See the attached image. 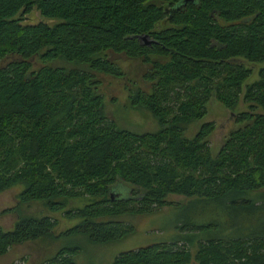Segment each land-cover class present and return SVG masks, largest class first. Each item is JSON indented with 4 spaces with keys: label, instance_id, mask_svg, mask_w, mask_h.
<instances>
[{
    "label": "trees",
    "instance_id": "1",
    "mask_svg": "<svg viewBox=\"0 0 264 264\" xmlns=\"http://www.w3.org/2000/svg\"><path fill=\"white\" fill-rule=\"evenodd\" d=\"M32 9L55 21L23 23ZM243 62L259 66L244 86L252 70ZM103 77L122 82L128 106L158 129L136 134L111 122ZM211 95L226 110L240 95L247 107L233 116L246 125L213 158L211 122L182 137ZM256 108L264 112V0H0V192L22 185L19 204L40 201L50 211L93 199L63 213L82 218L64 235L90 244L130 235L124 216L200 208V225H180L171 241L110 264H264V223L254 226L264 211V115ZM174 195L184 201H169ZM54 225L26 217L0 228V255L53 238ZM75 254L62 248L41 264H74Z\"/></svg>",
    "mask_w": 264,
    "mask_h": 264
},
{
    "label": "rangeland",
    "instance_id": "2",
    "mask_svg": "<svg viewBox=\"0 0 264 264\" xmlns=\"http://www.w3.org/2000/svg\"><path fill=\"white\" fill-rule=\"evenodd\" d=\"M45 21L51 24L55 19L43 18L35 9H32L23 18V23H36ZM52 66H59L70 69L69 64L55 61ZM243 65L251 68V76L242 86L251 83L256 79L258 65H250L243 62ZM102 95L104 98V111L106 117L115 125L136 134L154 132L158 129L156 121L148 112L142 109L130 108L126 101V92L122 82L103 77ZM246 105L241 101V95L237 105L232 110H226L211 95L205 105V115L200 120L189 122L183 125L182 137L190 139L197 132L199 127L211 122L214 126L213 131L206 137L210 156L213 158L225 143L228 135L238 129L243 128L246 123L236 124L233 116L246 111ZM255 113L264 112L256 108ZM23 189L22 185H15L5 191L0 192V228L10 230L19 218H42L48 217L55 221L51 235L53 238H44L34 241H26L21 244L11 246L6 253L0 255V264H41L48 260L55 252L62 248H76L73 256L74 264H110L115 257L124 252L135 250L154 243L169 242L175 236H179L180 225H200L203 223L200 208L181 206H166L157 212L140 217L124 216L122 220L133 228V232L125 238L107 244H90L82 234L64 235V232L73 228L82 221L80 217L65 218L63 213L71 210L75 211L83 205L90 203L93 199L83 197L79 199H68L65 207L58 211H50L43 202H29L19 204L18 194ZM120 199L127 196L124 188L114 191ZM169 201L181 202L184 199L180 196H170ZM230 220V219H229ZM233 221V220H231ZM264 223V211L258 217L254 226ZM200 236L203 234H199ZM195 246L189 248L194 253Z\"/></svg>",
    "mask_w": 264,
    "mask_h": 264
},
{
    "label": "water",
    "instance_id": "3",
    "mask_svg": "<svg viewBox=\"0 0 264 264\" xmlns=\"http://www.w3.org/2000/svg\"><path fill=\"white\" fill-rule=\"evenodd\" d=\"M185 1H187V0H185ZM138 39L145 45H148L151 43V41L147 39V36H140V37H138Z\"/></svg>",
    "mask_w": 264,
    "mask_h": 264
}]
</instances>
